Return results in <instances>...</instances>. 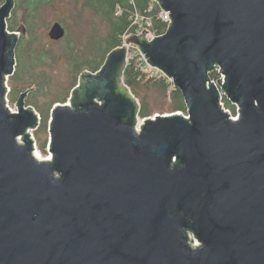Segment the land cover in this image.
<instances>
[{"label": "water", "instance_id": "water-1", "mask_svg": "<svg viewBox=\"0 0 264 264\" xmlns=\"http://www.w3.org/2000/svg\"><path fill=\"white\" fill-rule=\"evenodd\" d=\"M152 1L167 30L129 34L81 73L72 106L52 108L49 160L28 133L40 119L25 106L32 87L17 112L5 98L17 34L14 0L0 6V264H264V0ZM128 45L173 81L187 115L135 128Z\"/></svg>", "mask_w": 264, "mask_h": 264}, {"label": "rangeland", "instance_id": "rangeland-1", "mask_svg": "<svg viewBox=\"0 0 264 264\" xmlns=\"http://www.w3.org/2000/svg\"><path fill=\"white\" fill-rule=\"evenodd\" d=\"M4 2L5 0H0V6ZM24 2L14 0L10 15L6 18V30L16 32L17 43L14 49L13 72L5 80L7 85L5 98L9 109L17 112L16 102L19 94L32 87L26 91L24 102L25 106L35 111L40 119L37 128L30 129L28 133L34 146L33 152L37 150L42 157L47 158L51 153L49 126L52 108L56 104L72 106L70 96L79 83L81 73H94L92 63L99 66L104 62L99 58L97 60L94 49L97 47L96 43L101 48L106 46L107 42L104 40L109 32V23L83 0H39V3L36 0L38 6L31 10ZM54 21H61L66 29L65 35L57 40L50 38L48 34ZM142 31L144 30L141 29L138 34ZM128 35L129 33L122 37L120 45ZM147 38L153 36L147 35ZM167 79L173 84L171 79L168 77ZM146 81L147 77L141 78V87L137 91L123 81L129 94L135 98L138 110L144 108L146 113L142 116L139 111L137 112L135 128L138 131L146 118L176 112L187 115V112L176 109L177 101L171 93L172 88L164 92L161 87L149 85ZM46 111L47 124L44 128L42 113ZM226 111L232 117H236L237 105L234 104V110ZM189 237L192 246L199 245L192 234H189Z\"/></svg>", "mask_w": 264, "mask_h": 264}, {"label": "trees", "instance_id": "trees-1", "mask_svg": "<svg viewBox=\"0 0 264 264\" xmlns=\"http://www.w3.org/2000/svg\"><path fill=\"white\" fill-rule=\"evenodd\" d=\"M25 1L24 4L30 10L38 6L36 5V0H22ZM39 3V0H37ZM86 3L91 6L95 11H97L102 17H105L109 23V32L107 33V38L104 42H107L106 46L101 48L97 43V47L94 49L95 56L97 60L104 61L108 52L113 48L120 46L122 37L125 34H134L136 26L132 24L133 13L138 12L144 16L150 17V24L146 25L150 34L155 36L163 34L168 25L159 17L161 9L159 5L152 0H86ZM35 5V6H31ZM119 11V12H117ZM103 62H101L102 65ZM97 63H92L91 68L93 71L99 69L101 65H96ZM159 75L150 76L147 71H141L136 65L131 61L127 64L123 72V81L130 86L134 91L140 89V81L142 77H147V84L152 86H159L164 92H167L168 88H172L171 93L174 99L177 101V110H183L187 112L184 105V99L181 91L176 88L167 77L162 75V73L157 72ZM211 78H217V72L210 73ZM171 86V87H170ZM224 105L228 109L234 110V104H232L226 97H223ZM42 124L45 128L47 124V111L42 113ZM139 114L145 116L144 108H141ZM45 144V143H44ZM44 144L41 146L43 149Z\"/></svg>", "mask_w": 264, "mask_h": 264}, {"label": "built area", "instance_id": "built-area-1", "mask_svg": "<svg viewBox=\"0 0 264 264\" xmlns=\"http://www.w3.org/2000/svg\"><path fill=\"white\" fill-rule=\"evenodd\" d=\"M134 15L132 16V24L134 26H136L134 34H138V32L142 29V30H147V28H144L146 25L150 24V17L148 16H144L142 14H139L138 12L133 13ZM159 17L167 24H170L171 18L168 14L167 11H163L161 10L159 13ZM148 31V30H147ZM148 35H151L153 37H156L154 34H150L148 31ZM162 35V34H161ZM151 39V38H149ZM133 62L136 67H138L141 71H147L149 73L150 76H154L157 75L159 73H162L161 71H159L158 69L152 67L147 59L145 58V56L143 55V53L139 50V48L136 45H128V53H127V63ZM212 72H217L218 77L217 78H211L210 80L212 82H214L217 85V79H222L224 78V75L221 73V68L219 66H217V68L212 71ZM210 72V73H212ZM209 73V76H210ZM162 75H164L162 73ZM165 76V75H164ZM218 86V85H217ZM219 87V86H218ZM223 97H226L224 94L220 93V100H219V104L220 106L223 108L224 111H226L228 108L225 107L224 105V101H223ZM227 98V97H226ZM238 108V107H237ZM239 111V110H238ZM238 111H237V115L238 116ZM227 112V111H226ZM231 116V115H230ZM188 117V116H187ZM232 117V116H231ZM236 117H232V118H236Z\"/></svg>", "mask_w": 264, "mask_h": 264}, {"label": "bare ground", "instance_id": "bare-ground-1", "mask_svg": "<svg viewBox=\"0 0 264 264\" xmlns=\"http://www.w3.org/2000/svg\"><path fill=\"white\" fill-rule=\"evenodd\" d=\"M34 155L40 160H49L50 159V156L49 157L47 156V158L42 157L41 153H39L37 150L34 151Z\"/></svg>", "mask_w": 264, "mask_h": 264}, {"label": "flooded vegetation", "instance_id": "flooded-vegetation-1", "mask_svg": "<svg viewBox=\"0 0 264 264\" xmlns=\"http://www.w3.org/2000/svg\"><path fill=\"white\" fill-rule=\"evenodd\" d=\"M83 1H86V0H83ZM54 22H60V24L65 28V26L62 24L61 21H54ZM65 33H66V29H65ZM71 97V96H70Z\"/></svg>", "mask_w": 264, "mask_h": 264}]
</instances>
